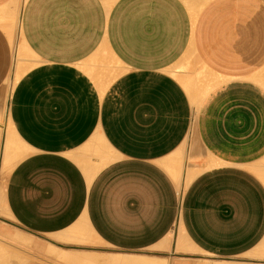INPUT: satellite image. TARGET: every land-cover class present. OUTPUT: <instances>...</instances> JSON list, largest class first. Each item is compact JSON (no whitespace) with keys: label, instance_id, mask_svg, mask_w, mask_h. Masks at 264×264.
Returning a JSON list of instances; mask_svg holds the SVG:
<instances>
[{"label":"crops","instance_id":"0c3cea01","mask_svg":"<svg viewBox=\"0 0 264 264\" xmlns=\"http://www.w3.org/2000/svg\"><path fill=\"white\" fill-rule=\"evenodd\" d=\"M15 75L0 264H264V0H0Z\"/></svg>","mask_w":264,"mask_h":264},{"label":"rangeland","instance_id":"374dc122","mask_svg":"<svg viewBox=\"0 0 264 264\" xmlns=\"http://www.w3.org/2000/svg\"><path fill=\"white\" fill-rule=\"evenodd\" d=\"M17 78L18 75H15L13 79H9L5 81L0 88V117H1L0 127L3 129L5 127H8L7 105L12 89L17 81Z\"/></svg>","mask_w":264,"mask_h":264},{"label":"bare ground","instance_id":"6f19581e","mask_svg":"<svg viewBox=\"0 0 264 264\" xmlns=\"http://www.w3.org/2000/svg\"><path fill=\"white\" fill-rule=\"evenodd\" d=\"M19 20V19H18ZM14 24H15V22H14ZM15 27V26H14ZM9 29H11V28H9ZM16 30V29H15ZM21 30V29H20ZM19 32V31H18ZM14 33H15V31H14ZM18 34V33H17ZM14 37V36H13ZM19 37V36H18ZM16 41H18L17 39H16ZM14 43V42H13ZM15 48H16V45H15ZM2 113V112H1ZM0 121H1V117H0ZM3 121V120H2ZM9 130H10V128H9ZM5 166V165H4ZM27 243V242H26ZM192 251H194V249L192 250ZM192 253V252H191ZM118 258V257H117ZM116 258V259H117ZM190 259V258H189ZM258 259V258H257ZM212 260V259H211ZM117 261V260H116ZM201 261V260H200ZM119 262V261H118ZM116 263V262H115ZM133 263V262H132ZM204 263V262H203ZM128 264V263H127ZM201 264V263H200ZM208 264H210V263H208ZM214 264H216V263H214Z\"/></svg>","mask_w":264,"mask_h":264}]
</instances>
